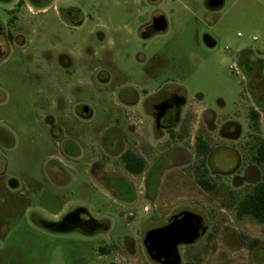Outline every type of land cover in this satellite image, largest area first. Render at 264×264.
Returning a JSON list of instances; mask_svg holds the SVG:
<instances>
[{
  "label": "rangeland",
  "instance_id": "374dc122",
  "mask_svg": "<svg viewBox=\"0 0 264 264\" xmlns=\"http://www.w3.org/2000/svg\"><path fill=\"white\" fill-rule=\"evenodd\" d=\"M76 2L94 10L99 22L95 31L103 40H94L99 47L94 66L108 71V82L101 83L98 70L91 74L84 66L72 78L57 63L44 72L63 40L77 43L90 29L71 34L52 11L32 17L28 0L18 13L25 42L10 44L0 62V264L96 263L98 240L61 230V219L73 210L108 220L116 238L132 233L144 212L166 214L181 206L204 211L210 221L206 236L184 248L186 264H264V223L237 217L236 204L252 184L234 187L231 177L223 178L228 189L208 193L189 167H180L163 174L158 204H138L119 197L106 156L99 153L102 141L126 127L124 89L144 84L153 89L168 80L189 99L202 97L213 108L224 101L227 113L240 110L243 130L249 132L253 100L243 55L260 65L264 76V0H224L218 8L208 6V0ZM12 5L13 0H0L6 31L12 29L7 27ZM155 12L164 14L167 28L144 44L135 28ZM239 96L242 105H235ZM80 103L93 110L90 119L77 115ZM195 107L192 134L202 127L203 104ZM258 111L263 120L259 133H264V109L258 106ZM131 180L142 196L141 176ZM141 259L140 253L121 258L120 264Z\"/></svg>",
  "mask_w": 264,
  "mask_h": 264
},
{
  "label": "flooded vegetation",
  "instance_id": "af4514ba",
  "mask_svg": "<svg viewBox=\"0 0 264 264\" xmlns=\"http://www.w3.org/2000/svg\"><path fill=\"white\" fill-rule=\"evenodd\" d=\"M28 1L31 3L28 9L32 17H40L52 11L71 34L90 29L89 35L82 37L77 43L63 40L60 51L46 62L44 72L53 69L55 63L71 78L81 74L83 66L91 74L97 71L98 66H94L96 60L93 56L96 57L99 47L94 44V40H103V34L95 31L99 22L96 21L94 10H84L76 0ZM13 2L14 5L9 8L12 17L7 23V27L12 29L6 31L0 23V62L5 58L10 44L21 46L25 42V25L18 24V13L24 6L23 0ZM161 16H164L162 12H155L149 21L140 22L135 28L138 39L144 44L148 38L163 32L156 29V19ZM243 57L248 86L251 88L247 86L248 97L257 104L254 106L251 102L247 127L249 132L243 130L238 115L240 110L227 113L224 101L213 108L204 103L202 97L189 99L186 91L172 80L156 84L153 89L146 84L139 89L135 86L124 89L121 105L127 116L126 127L118 130L115 138L102 141L99 150L101 157L106 156L105 162L113 173L120 198L138 204L146 201L158 204L160 198L157 194L163 182V174L180 167H189L196 175L199 186L208 193L228 189L223 178L231 177L230 184L234 187L248 183L253 188L264 181V133H259L263 120L258 111V106L264 109V76L260 65L248 56ZM255 75L258 77L255 78ZM98 76L101 83L110 79L108 71L104 69L98 70ZM242 100L239 96L235 105H242ZM199 103L203 104L200 114L202 127L192 134V127L198 118L195 105ZM254 112L259 113V117L255 118ZM76 113L85 120L93 116V110L87 103H80ZM116 169L123 173L120 174ZM137 176L142 178V196L137 195L136 186L131 180V177ZM202 181L211 185V189H205ZM187 209H195L201 213L207 224L205 233L193 243L181 242L175 249L173 245H166L161 247L162 251H157L153 233L158 231L160 225H169L183 218ZM83 214L81 210L67 213L61 219L60 227L62 232L81 233L86 238L98 240L95 247L97 262L94 264H120L125 257L136 258L140 253L145 259L135 261V264H186L183 258L184 248L200 242L210 228L209 216L204 211L192 206H181L166 214L150 212L148 215L144 212L139 219L140 224H136L132 233H124L115 238L110 234L112 225L108 220H98L90 215L85 217Z\"/></svg>",
  "mask_w": 264,
  "mask_h": 264
},
{
  "label": "water",
  "instance_id": "95a60500",
  "mask_svg": "<svg viewBox=\"0 0 264 264\" xmlns=\"http://www.w3.org/2000/svg\"><path fill=\"white\" fill-rule=\"evenodd\" d=\"M210 7L216 8L223 5L221 0H209ZM167 28V22L164 16L156 19V29L158 31H164ZM210 42L209 39H207ZM158 231L153 233L156 239L155 248L157 251H162L161 247L170 245L174 246V249L181 242L193 243L201 234L207 230V224L205 223L201 213L195 209H187L183 218L172 222L169 225H160L157 228Z\"/></svg>",
  "mask_w": 264,
  "mask_h": 264
},
{
  "label": "trees",
  "instance_id": "16d2710c",
  "mask_svg": "<svg viewBox=\"0 0 264 264\" xmlns=\"http://www.w3.org/2000/svg\"><path fill=\"white\" fill-rule=\"evenodd\" d=\"M254 117H259V113L254 112ZM205 189L210 190L211 185L202 181ZM237 217L242 219L249 217L258 223H264V181L253 187L242 199L238 201Z\"/></svg>",
  "mask_w": 264,
  "mask_h": 264
},
{
  "label": "built area",
  "instance_id": "2783aa9c",
  "mask_svg": "<svg viewBox=\"0 0 264 264\" xmlns=\"http://www.w3.org/2000/svg\"><path fill=\"white\" fill-rule=\"evenodd\" d=\"M239 35H241V34H239ZM253 39L256 40V37H254Z\"/></svg>",
  "mask_w": 264,
  "mask_h": 264
}]
</instances>
